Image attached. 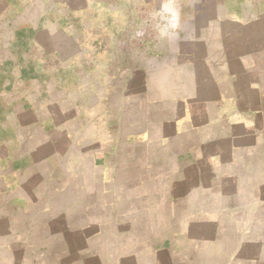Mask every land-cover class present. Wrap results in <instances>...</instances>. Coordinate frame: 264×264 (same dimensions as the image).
I'll list each match as a JSON object with an SVG mask.
<instances>
[{"label": "crops", "instance_id": "crops-1", "mask_svg": "<svg viewBox=\"0 0 264 264\" xmlns=\"http://www.w3.org/2000/svg\"><path fill=\"white\" fill-rule=\"evenodd\" d=\"M164 2L63 0L139 8L155 39L76 113L27 63L0 77V264H264V0H177L173 44Z\"/></svg>", "mask_w": 264, "mask_h": 264}, {"label": "rangeland", "instance_id": "rangeland-1", "mask_svg": "<svg viewBox=\"0 0 264 264\" xmlns=\"http://www.w3.org/2000/svg\"><path fill=\"white\" fill-rule=\"evenodd\" d=\"M56 1L55 20H47V7L41 0H32L23 9L14 5L16 0H0V62H4L0 77L5 73L9 77L11 64L27 63L26 71L34 77L42 81L55 78L54 101L49 109L76 113L80 100L94 101L96 92L113 79L122 78L130 64L143 58L147 42L155 39L150 38L151 26L143 20L146 11L139 8H117L107 14L106 10L72 8L63 0ZM93 13H101L100 20H90ZM63 18L66 21L58 20ZM17 71L11 79L17 77ZM6 83L3 100L8 103L18 89ZM44 88L34 87L39 94ZM61 97L63 105L58 101Z\"/></svg>", "mask_w": 264, "mask_h": 264}, {"label": "clouds", "instance_id": "clouds-1", "mask_svg": "<svg viewBox=\"0 0 264 264\" xmlns=\"http://www.w3.org/2000/svg\"><path fill=\"white\" fill-rule=\"evenodd\" d=\"M157 39L166 44L179 42L183 31V12L177 0H165L160 9L153 13Z\"/></svg>", "mask_w": 264, "mask_h": 264}]
</instances>
